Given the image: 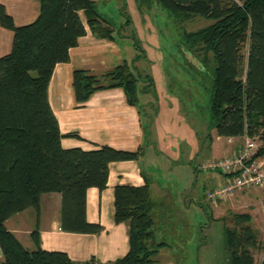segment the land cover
<instances>
[{
    "label": "trees",
    "instance_id": "trees-1",
    "mask_svg": "<svg viewBox=\"0 0 264 264\" xmlns=\"http://www.w3.org/2000/svg\"><path fill=\"white\" fill-rule=\"evenodd\" d=\"M149 1V0H146ZM175 22L202 18L210 22L182 30L177 47L209 74L208 131L221 137L259 136L254 158L264 155V0H154ZM119 12L128 24L125 0ZM0 24L13 32L10 51L0 56V264H100L93 257L78 263L60 251L40 247L37 225L30 233L32 248L24 246L5 221L28 208L40 212L43 193L61 194L60 228L99 233V224L86 220V189L105 188L108 165L138 160L142 148L121 150L104 145L95 150L63 148L57 119L48 102L54 66L69 60L68 51L86 34L114 39L115 29L94 0H40L37 17L16 26L0 5ZM137 54L99 75L76 69L72 89L76 103L96 91L121 88L136 107L146 142L158 111L154 80L135 66L145 52L134 35ZM142 83V84H141ZM154 101L139 103L137 94ZM68 136L79 137L71 132ZM148 137V139H147ZM151 192L141 186L116 185L114 221L127 222V253L106 264H145L163 242L154 243ZM233 226L224 229L226 264H264L262 245L248 213H231ZM261 249L257 263L252 249Z\"/></svg>",
    "mask_w": 264,
    "mask_h": 264
},
{
    "label": "crops",
    "instance_id": "crops-1",
    "mask_svg": "<svg viewBox=\"0 0 264 264\" xmlns=\"http://www.w3.org/2000/svg\"><path fill=\"white\" fill-rule=\"evenodd\" d=\"M94 1L97 4L100 0ZM117 2V11L124 19L120 24L121 26L125 23V17L119 12L120 0H117ZM125 2L126 12L130 20L128 24L123 25L122 33L120 34V30H115L117 34L114 33V39L98 38L86 27V34L80 37L76 46L69 49V60L54 66L48 83V102L58 122L59 132L62 135L60 143L63 148L78 147L83 150H95L104 145L121 150L142 148L143 155L138 160L113 161L109 163L108 178L104 189L99 190L97 187H88L86 189V220L90 223L99 224L102 230L99 233H79L62 230L60 228L62 197L59 192H49L41 195L40 212L37 219L35 210L28 208L5 221L6 228L28 248L33 246L30 233L37 225L40 247L42 249L64 252L70 259L78 263L85 262L93 257L98 263L106 264L124 256L128 251L129 225L124 221L116 222L113 217L114 189L116 185L141 186L147 181L151 194L155 191L160 193L161 196L169 198L170 193L155 182L156 171L161 169L166 174L172 171L178 174L181 170H177V168L180 164V157L183 154L182 163L190 164L193 167L194 178L189 174L187 183L188 188L190 186L193 187L196 179L200 182V166L204 169L203 165L209 160V156L212 158L215 156L220 159L233 155L243 143V137H221L215 133L210 140L208 138L204 140L203 136L200 137L198 130L180 111L178 102L180 98L166 87L167 82L164 74L150 57V71L156 68L157 74L159 71L161 73V76L158 74L159 80L155 76L152 77L158 107L150 135V139L154 143L145 144L138 111L136 107L127 103L121 88L99 90L93 93L86 102L82 104L76 103L71 84L74 70L86 69L93 74L99 75L127 60L122 56L121 45L115 43V35L119 36L121 41H123V38L131 39V35L137 37L138 40L141 39L139 30L143 31L144 29L141 26L138 29L135 25L134 16V11L138 10L137 2L136 0H125ZM39 4L40 0H0V5L4 6L16 26L32 22L38 15ZM101 14L103 15V13ZM129 27H133L130 35L127 34ZM148 33L152 34L153 41H150L149 38L145 39L146 36L143 31L142 38L145 40L143 45L145 47L160 46L158 38L154 40L153 34L155 32L153 33L150 30ZM154 35L157 36V34ZM12 37L13 32L0 24V56L10 51ZM131 41L133 49H135L133 39ZM149 52L152 53L154 50H148V54ZM139 60L140 58L137 61ZM71 132L77 133L79 137L68 136L67 134ZM205 141L207 144L206 148L203 147ZM182 144H186L183 150ZM256 158L264 167V155ZM196 159L197 164L195 163ZM145 167L147 170L144 169ZM204 170L208 171V173L199 187L206 188V195L208 199H211L209 198V192L217 186L225 184L230 176L222 174L218 169ZM186 193H184V197L182 193L176 194L182 199H180L182 208L185 209L191 207L192 204L190 199L188 203L185 202L184 198L188 195ZM151 201L152 208L150 213L151 217L154 218V209L157 202L152 200V198ZM225 201L231 203V206L227 207L229 210L236 213V211L238 212V210L242 209L240 213H248L252 222L259 212L264 230L263 188L248 187L236 190L232 195L226 197ZM220 203L222 204L223 201ZM186 224L188 225V223H181L180 226L184 225L187 227ZM197 225L200 226L201 230L208 227L207 223H201V221ZM152 230L153 238L150 241L154 243L163 242L156 240V233L153 227ZM183 230H185L184 227ZM185 235L186 233L183 232L179 234L182 240ZM163 243L153 255L152 261L145 264H159L160 260L170 259V257L177 262L178 260H183L185 252L182 247L174 248L166 242ZM1 259L2 252L0 249V261ZM170 260L164 264H175L174 261L170 262Z\"/></svg>",
    "mask_w": 264,
    "mask_h": 264
},
{
    "label": "rangeland",
    "instance_id": "rangeland-1",
    "mask_svg": "<svg viewBox=\"0 0 264 264\" xmlns=\"http://www.w3.org/2000/svg\"><path fill=\"white\" fill-rule=\"evenodd\" d=\"M136 2L138 10L134 11L135 25L138 29H140V26L144 29L145 39L149 38L150 41H153L152 34L148 33V31L151 30V32H155L154 34H157V36L153 34L154 40L158 38L160 46L145 47L143 45L145 40L142 38L143 31L139 30V37L141 38L139 39V41H141L140 48L143 50L145 48L146 51L144 50V59L140 58V60L136 61L134 64L139 69L140 73H149L152 77L155 76L157 80H159L158 74L161 76V73L159 71L157 74L156 68L150 71L151 61L149 57L160 67L167 82L166 87H168L171 92L176 93L180 98L178 101L180 111L185 118L192 123L194 128L198 130L200 137L203 136L205 140V138H207V126L209 123L207 100L209 95L207 92L209 87V74L205 72L197 62L192 60L187 52L183 51L181 47L178 48L176 45L182 30L195 29L208 24L210 21L197 17L192 21L175 22L169 17L161 5H158L154 0H136ZM117 6V0H100L97 3L98 11L103 13V16L112 24L113 28L117 31L120 30L121 34L123 28L119 26L124 19L118 13ZM132 28L133 27H129L127 29L128 35L132 32ZM115 34H117L116 31ZM115 38V43H118L122 47L123 58L130 61L136 50L133 49L131 39L123 38L124 43L122 44L123 41L119 39V36L117 37V35H115ZM148 50H154V52H149L148 54ZM137 53L138 51L136 50L135 54ZM137 97L139 103H146V101L149 100L152 102L154 101L150 94L143 95L142 93H138ZM209 133L212 136L215 132L211 130ZM150 135L149 139L147 137L148 142H146V137L144 135L146 145L154 143V141L150 139ZM206 145L205 141L203 147L206 148ZM181 147L183 150L186 144H182ZM142 155L143 154H141L140 157ZM182 157L183 154L180 157V164L177 168V170H181L178 174L174 171L166 174L159 169L156 171L157 176L154 177L155 182L170 193L169 198H165L155 191L154 193L152 192L151 198L157 202L156 208L154 209L155 216L153 218L156 240L166 242L174 248L182 247L185 254L183 260H178V262L170 257L171 260L166 258L165 260H160L161 262L159 264H164L166 261L169 262V260L170 262L174 261L175 264H226L224 229L225 227L233 226V218L230 215L233 211L227 208L229 205L231 206V203H227L228 201L222 198L218 200L208 199L206 188L199 187L208 173V171L202 169L201 166V173L199 176L200 182L196 179L194 181L195 186H190V190L187 183L189 174L194 178L192 171L193 167H191L190 164L182 163ZM208 158V161L219 159L215 156L214 158L210 156ZM195 163L197 164V159ZM144 169L147 170L146 167ZM186 187L187 189L185 190ZM185 192L188 194L186 198H184L185 202L188 203L189 199L192 201L191 207L186 209L182 208V199L176 195L182 193L184 197ZM221 201H223L222 204L220 203ZM241 210L242 209H240V211L238 210V212L236 211V213H240ZM253 219V222L250 221L251 226L258 240L263 245L264 230L259 212ZM199 221H201V223H207L208 227L201 230L200 226L197 225ZM181 223H188V225L186 224L187 227L184 225L181 227ZM183 227L185 230H183ZM180 232L186 233L183 240L179 236ZM252 251L258 263L261 259V249L255 248L252 249ZM177 258L179 259V257Z\"/></svg>",
    "mask_w": 264,
    "mask_h": 264
},
{
    "label": "built area",
    "instance_id": "built-area-1",
    "mask_svg": "<svg viewBox=\"0 0 264 264\" xmlns=\"http://www.w3.org/2000/svg\"><path fill=\"white\" fill-rule=\"evenodd\" d=\"M261 146L259 136H244L242 145L233 155L206 162L204 169H218L222 174L230 176L225 184H221L209 192L213 200L225 199L236 190L248 187L264 189V167L254 158L256 150Z\"/></svg>",
    "mask_w": 264,
    "mask_h": 264
}]
</instances>
